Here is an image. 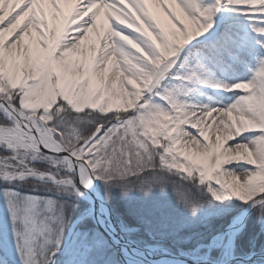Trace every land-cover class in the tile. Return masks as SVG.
<instances>
[{
    "label": "snow or ice",
    "instance_id": "obj_1",
    "mask_svg": "<svg viewBox=\"0 0 264 264\" xmlns=\"http://www.w3.org/2000/svg\"><path fill=\"white\" fill-rule=\"evenodd\" d=\"M96 180L174 198L79 211ZM252 208L264 0H0V264H251Z\"/></svg>",
    "mask_w": 264,
    "mask_h": 264
},
{
    "label": "trees",
    "instance_id": "obj_2",
    "mask_svg": "<svg viewBox=\"0 0 264 264\" xmlns=\"http://www.w3.org/2000/svg\"><path fill=\"white\" fill-rule=\"evenodd\" d=\"M102 182V181H101ZM103 184V182H102ZM104 187V186H103ZM105 198L107 202L113 206L122 208L126 201L128 200H143L147 199H172L174 198V194L172 190L169 188L167 190H160L159 188L153 189L151 192L144 193L139 190H133L128 193H123L119 188H112L110 192H105ZM73 202L78 205L79 211H83L88 205L85 201L78 198H73ZM239 203V202H237ZM74 213L71 217L73 221L78 215ZM259 213L256 210L251 214L247 225L243 231V233L237 239V251L240 253H248L253 250H264V245L261 246L258 240H261V228L259 226ZM81 229V224H79L76 228V231ZM258 241V242H257ZM60 255L59 253L57 254ZM57 264H61V261H57Z\"/></svg>",
    "mask_w": 264,
    "mask_h": 264
},
{
    "label": "bare ground",
    "instance_id": "obj_3",
    "mask_svg": "<svg viewBox=\"0 0 264 264\" xmlns=\"http://www.w3.org/2000/svg\"><path fill=\"white\" fill-rule=\"evenodd\" d=\"M254 39L253 36L251 35H248L246 36V41L251 43V41ZM254 51L257 53V54H260L261 52V49L259 47H256L254 49ZM258 62H257V59H256V56L255 55H251L249 56L244 62L243 64L241 65V68L238 70V77L239 76H244V79L246 78H250L253 73H254V70L258 67ZM237 77V78H238ZM102 194V192L100 191V187L98 184H93L91 187L88 188V191H85L84 195L82 196L86 201H88L89 203H92L93 201L98 204L99 202V199L100 197L97 195V193ZM251 258V264H256L257 262V258L256 257H253V256H250Z\"/></svg>",
    "mask_w": 264,
    "mask_h": 264
},
{
    "label": "water",
    "instance_id": "obj_4",
    "mask_svg": "<svg viewBox=\"0 0 264 264\" xmlns=\"http://www.w3.org/2000/svg\"><path fill=\"white\" fill-rule=\"evenodd\" d=\"M95 184H99L100 182H99V180H96L95 182H94ZM100 190L102 191V186L100 185ZM85 191H88V189H86ZM93 204H96L94 201L92 202V205ZM108 204V203H107ZM109 205V204H108ZM253 209L254 208H252V209H249V212H248V216H247V218L249 217V215L251 214V212L253 211ZM79 222H78V217L73 221V223H72V225H71V227H70V231H74L75 230V227H76V225L78 224ZM262 254H264V252H261V253H253V254H251L253 257H262Z\"/></svg>",
    "mask_w": 264,
    "mask_h": 264
},
{
    "label": "rangeland",
    "instance_id": "obj_5",
    "mask_svg": "<svg viewBox=\"0 0 264 264\" xmlns=\"http://www.w3.org/2000/svg\"><path fill=\"white\" fill-rule=\"evenodd\" d=\"M238 78L239 79H244V76H239ZM90 206L91 205L89 204L86 208H89ZM259 226L261 228V234H262V236H261V240H258L259 242L258 241L257 242L259 244H261V246H263L264 245V218H262L261 216L259 217ZM261 251H263V250H261ZM260 260H261V258H258V261H260Z\"/></svg>",
    "mask_w": 264,
    "mask_h": 264
}]
</instances>
